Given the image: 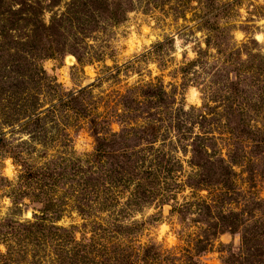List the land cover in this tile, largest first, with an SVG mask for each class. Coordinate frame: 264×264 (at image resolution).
<instances>
[{
    "label": "rangeland",
    "instance_id": "374dc122",
    "mask_svg": "<svg viewBox=\"0 0 264 264\" xmlns=\"http://www.w3.org/2000/svg\"><path fill=\"white\" fill-rule=\"evenodd\" d=\"M34 28L53 56L0 51V264H264V0H0V48Z\"/></svg>",
    "mask_w": 264,
    "mask_h": 264
},
{
    "label": "trees",
    "instance_id": "16d2710c",
    "mask_svg": "<svg viewBox=\"0 0 264 264\" xmlns=\"http://www.w3.org/2000/svg\"><path fill=\"white\" fill-rule=\"evenodd\" d=\"M26 8L29 9V10L27 9V11L30 14L31 13H40V10H41V13H42V7L38 6V5L37 6H35V5L34 6H26ZM117 14L118 13L116 11L115 19H117V17H116ZM112 16H114V15H112ZM32 30H33L34 34L31 35V39H29V41L27 43L21 42V41H19V42L16 41V43H15V41H13L12 43L3 44L2 48H0V51H2V50L4 51V49H6L8 51H12L13 49L21 47L23 49V50L21 49L22 52H27V53H30V54L37 53V54H34V55H37L38 58H40L39 54H43V53H45L48 57L53 56L54 55L53 49H52V48H54L53 47V43L51 41H48V39L45 40L46 38L43 39V34H41L38 29L34 28ZM45 41H48V45H45V43H46ZM218 51L221 52L220 49ZM18 52H21V51H18ZM219 54L221 55V53H219ZM46 55H44V56H46ZM192 66H193V64L188 65V67H190V68ZM238 76H239V74H237L236 77H238ZM234 84L237 85V83H234ZM60 102H62V101H60ZM101 146H102V144L98 143L97 153L102 152ZM134 177L137 178V177H139V175L135 174V172H134ZM196 210L200 211L199 214H202L203 211H206L208 213L209 208H208L207 205L202 206V207L198 206ZM42 211H43V214L46 215V213L44 212L43 209H42ZM81 249L84 250V248H81ZM74 255H78V254H74ZM69 257H72L71 254L69 255ZM68 264H73V262L70 260L68 262Z\"/></svg>",
    "mask_w": 264,
    "mask_h": 264
}]
</instances>
